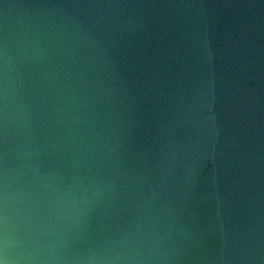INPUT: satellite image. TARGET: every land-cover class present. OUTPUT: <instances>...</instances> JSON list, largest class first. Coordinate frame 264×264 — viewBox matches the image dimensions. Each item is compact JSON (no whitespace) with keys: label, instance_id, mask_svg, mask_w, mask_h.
Wrapping results in <instances>:
<instances>
[{"label":"clouds","instance_id":"1","mask_svg":"<svg viewBox=\"0 0 264 264\" xmlns=\"http://www.w3.org/2000/svg\"><path fill=\"white\" fill-rule=\"evenodd\" d=\"M154 7L0 0V264H264V190L252 184L264 175V96L237 78L225 125L212 42L195 20L189 63L166 90L148 70L155 58L136 61Z\"/></svg>","mask_w":264,"mask_h":264},{"label":"water","instance_id":"2","mask_svg":"<svg viewBox=\"0 0 264 264\" xmlns=\"http://www.w3.org/2000/svg\"><path fill=\"white\" fill-rule=\"evenodd\" d=\"M5 2L20 3L27 0ZM153 2L155 7L151 10L147 43L141 45L136 61L141 55L155 58V68L148 70L156 71L164 81L166 90H171L178 79V70L189 63L188 56L194 39L192 21L197 22L195 26L201 31L207 27L214 54L209 69L214 65L218 78L217 111L225 125H231L236 117V103L231 89L235 86L237 78L240 81L239 87L247 95L264 96V0H194L195 7L190 12L173 7L179 0ZM197 10H201L200 15H197ZM203 10L207 12L206 17ZM0 22H3L2 16ZM126 71H129L134 79L143 69ZM262 115L264 114L258 110L254 112L257 121ZM251 133L257 138L261 134L257 127H252ZM241 151H247V138L241 146ZM212 168V162L209 160L202 173L208 177L201 190L202 195L212 190ZM252 184L256 193L264 190V175H257ZM199 209L204 218H214L215 208L212 201H204L199 205ZM246 215L247 213L244 216L238 214L232 219L243 221ZM256 217H264V209H257ZM208 249L209 254H218L217 241H210Z\"/></svg>","mask_w":264,"mask_h":264}]
</instances>
